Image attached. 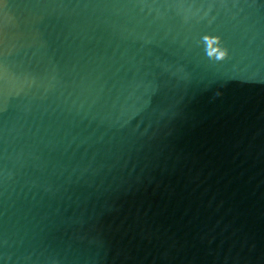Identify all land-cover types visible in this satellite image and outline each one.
I'll use <instances>...</instances> for the list:
<instances>
[{
  "label": "water",
  "instance_id": "1",
  "mask_svg": "<svg viewBox=\"0 0 264 264\" xmlns=\"http://www.w3.org/2000/svg\"><path fill=\"white\" fill-rule=\"evenodd\" d=\"M0 264H264V0H0Z\"/></svg>",
  "mask_w": 264,
  "mask_h": 264
},
{
  "label": "clouds",
  "instance_id": "2",
  "mask_svg": "<svg viewBox=\"0 0 264 264\" xmlns=\"http://www.w3.org/2000/svg\"><path fill=\"white\" fill-rule=\"evenodd\" d=\"M210 10L211 9H209V11ZM204 15L207 16L208 13L205 12ZM202 39L205 45L206 55L210 59L216 62H224L230 58L229 49L223 46V42H221L218 37H209L205 35Z\"/></svg>",
  "mask_w": 264,
  "mask_h": 264
}]
</instances>
